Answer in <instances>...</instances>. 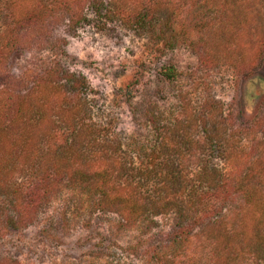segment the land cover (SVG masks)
I'll return each instance as SVG.
<instances>
[{
  "label": "rangeland",
  "instance_id": "374dc122",
  "mask_svg": "<svg viewBox=\"0 0 264 264\" xmlns=\"http://www.w3.org/2000/svg\"><path fill=\"white\" fill-rule=\"evenodd\" d=\"M6 1L0 0V99L2 90L15 95L26 90L13 80L24 72L40 82L45 68L56 64L61 74L85 80L78 97L91 110L87 122L117 138L128 168L161 163L180 189L198 185L195 174L206 167L226 170L224 156L254 160L252 169L263 174L264 0H247L248 6L230 0L239 6L226 4L204 35L192 28L187 36L181 26L166 24V16L123 23L113 14L114 0H65L68 10L62 4L47 10L22 29L19 42L9 30L11 0ZM72 9L80 17L75 25L68 21ZM167 68L174 71L171 79L164 75ZM38 87L34 104L41 106L49 87ZM45 100V106L52 103ZM210 100L220 107L213 114L235 132L233 154L209 144ZM16 102L8 100L11 114ZM15 154L0 161V264H150L153 252L173 247L172 212L151 207L134 230L111 211L80 209L68 188L50 199L47 176L67 169L60 161L43 165L39 198L19 209L8 199L12 176L3 168ZM152 186L149 180L146 191L157 201Z\"/></svg>",
  "mask_w": 264,
  "mask_h": 264
},
{
  "label": "trees",
  "instance_id": "16d2710c",
  "mask_svg": "<svg viewBox=\"0 0 264 264\" xmlns=\"http://www.w3.org/2000/svg\"><path fill=\"white\" fill-rule=\"evenodd\" d=\"M11 1L7 11L9 30L17 33L14 41L19 42L23 28L36 24L47 10L52 11L65 0ZM239 1L248 6L247 0ZM226 4L239 6L230 0H114L113 14L126 24L147 18L159 21L166 16V24L171 28L181 26L183 35L187 36L192 28L202 29L204 35L203 28L217 23L220 9ZM62 5L65 10L70 7ZM73 12L68 21L75 25L80 17ZM233 69L238 71L237 66ZM61 73L56 64L50 65L39 76V82L26 71L13 79L27 86L22 94L2 90L0 161L5 154L16 152L11 162L3 164L12 176L7 192L12 203L21 209L39 198L41 168L60 161L67 169L47 176L50 199L68 188L80 209L111 211L123 220V226L134 230L151 207L159 214L173 213L177 227L173 247L153 252L150 264H264V171L259 175L252 169L254 160L220 156L227 162L226 170L206 167L195 174L198 185L185 183L182 189L176 186L177 178L159 168L161 163L145 170L128 168L117 138L87 122L91 110L85 98L78 97L85 80ZM164 75L173 78V69L167 68ZM8 81L6 78L2 84L8 85ZM38 86L49 87L41 106L34 104L35 90L41 88ZM47 97L52 103L45 106ZM12 99L17 102L11 114L8 100ZM207 106L213 119L211 130L206 129L209 144L225 154L237 152L235 132L227 127L231 124L213 114L215 107L220 109L218 102L210 100ZM149 180L153 189H148L157 192V201L146 191Z\"/></svg>",
  "mask_w": 264,
  "mask_h": 264
}]
</instances>
